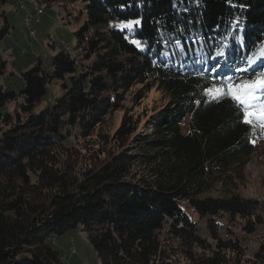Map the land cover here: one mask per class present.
<instances>
[{
    "label": "trees",
    "instance_id": "1",
    "mask_svg": "<svg viewBox=\"0 0 264 264\" xmlns=\"http://www.w3.org/2000/svg\"><path fill=\"white\" fill-rule=\"evenodd\" d=\"M7 3L0 0V39L9 33ZM42 4L69 7L84 20L74 33L76 55L61 50L48 67L38 57L18 75V92L0 86V107L21 99L0 115V264H65L52 237L78 226L101 264H264V202L236 193L264 138L237 122L230 99L203 95L227 76L252 75L212 72L218 61L209 57L226 44L219 63L246 66L264 42V0ZM133 20L141 24L121 29ZM13 75L0 53V77ZM53 83L59 94L38 109ZM153 89L166 103L142 135L135 109ZM115 113L122 114L115 142L131 138L126 147L83 162L82 171L63 161L82 158L77 149L86 152L84 141ZM258 233L248 252L245 237Z\"/></svg>",
    "mask_w": 264,
    "mask_h": 264
},
{
    "label": "rangeland",
    "instance_id": "2",
    "mask_svg": "<svg viewBox=\"0 0 264 264\" xmlns=\"http://www.w3.org/2000/svg\"><path fill=\"white\" fill-rule=\"evenodd\" d=\"M20 1L24 2L23 6L17 0H9V3L1 9L6 16L9 33L0 39V53L2 59L6 62L7 71L12 72L14 75L0 77V86L3 89L15 92H18L20 88L18 75L28 70L36 58L40 57L42 66L48 67L50 59L61 50L71 51L70 53L76 55L73 52L76 43L74 33L80 28L84 20L83 16H78L77 12H70L69 7H67V11L62 6L55 5L49 8L42 4L43 0ZM38 9L42 10L43 15L39 22L35 23L34 13ZM2 23V20H0V27ZM31 30L35 31L34 38L30 36L29 31ZM58 94L57 84L53 83L48 86L47 94L43 97L38 109L44 104L50 103ZM20 102L21 99L19 98L15 102L0 107V115L12 113ZM165 103L164 96L156 90L153 89L147 94L145 100L135 109L136 116L140 120L137 133L150 134V130L147 129L149 118ZM126 105L130 107L128 103ZM121 118V113L108 116L103 125L93 131L92 137L84 141L82 146L85 145L86 152H82L80 147V149H77L76 154L81 155L82 158L77 156L74 157L75 159L63 157V161L68 163L73 160L77 161L76 169L82 171L83 162L91 161L93 163L96 158L104 160L120 148L126 147L131 138L123 139L117 143L114 137ZM87 164H90V162H87ZM236 193L244 199L264 202V142L255 146L253 156L245 166L243 177L237 185ZM217 195L218 193H213L211 196L215 197ZM192 218L196 221V217L192 215ZM259 234L245 237V246L248 252L255 248L259 241ZM52 239L54 240V243L52 241V247L62 257L63 263L101 264L96 253L87 243L85 233L80 226L67 231L61 236L52 237ZM71 249H74V254H71ZM246 256H248V253H246Z\"/></svg>",
    "mask_w": 264,
    "mask_h": 264
},
{
    "label": "snow or ice",
    "instance_id": "3",
    "mask_svg": "<svg viewBox=\"0 0 264 264\" xmlns=\"http://www.w3.org/2000/svg\"><path fill=\"white\" fill-rule=\"evenodd\" d=\"M227 2L233 5V0H227ZM196 3L199 6L200 0H196ZM239 7L243 8V5H239ZM140 24V20H133L120 25V27L121 29L132 31L135 26H139ZM232 24L234 30L240 29V18L237 17ZM189 39H191L193 44L199 43L195 37H190ZM236 39L239 41L241 37L237 36ZM133 43L138 49L143 50V42L134 40ZM174 46L176 49L183 51L179 39L174 41ZM227 47L228 45L226 44L218 45L215 49V56L209 57L218 61L216 65L212 66L211 71L219 73L221 67H223L235 73H248L251 70L252 75L227 76L223 82L218 84L213 83L211 87H205L203 95L208 97L210 101L216 102L230 99L237 111V122L252 129L253 135H256L259 129L260 137L264 138V68L257 70L261 64H264V42L256 46V51L251 56L245 58V67L233 66L227 60L224 61L223 65L219 63V59L226 56ZM167 55L165 53V56ZM195 103L199 106L201 101L196 100ZM251 142L255 144L256 140H252Z\"/></svg>",
    "mask_w": 264,
    "mask_h": 264
},
{
    "label": "built area",
    "instance_id": "4",
    "mask_svg": "<svg viewBox=\"0 0 264 264\" xmlns=\"http://www.w3.org/2000/svg\"><path fill=\"white\" fill-rule=\"evenodd\" d=\"M43 14H39V13H36V19H35V23L39 22V19L42 17ZM30 36L32 38H34L35 36V31L34 30H31L30 31Z\"/></svg>",
    "mask_w": 264,
    "mask_h": 264
},
{
    "label": "bare ground",
    "instance_id": "5",
    "mask_svg": "<svg viewBox=\"0 0 264 264\" xmlns=\"http://www.w3.org/2000/svg\"><path fill=\"white\" fill-rule=\"evenodd\" d=\"M18 2V1H17ZM21 3V6H23V3L22 2H20ZM36 13H39V14H43L42 13V10H40V9H38L35 13H34V21H35V19H36ZM33 19V18H32ZM29 33H30V31H29ZM63 44V43H62Z\"/></svg>",
    "mask_w": 264,
    "mask_h": 264
}]
</instances>
